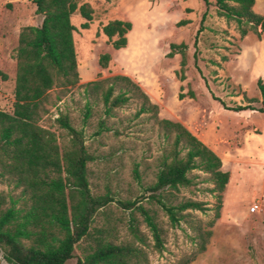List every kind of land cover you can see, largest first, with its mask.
Segmentation results:
<instances>
[{
  "label": "rangeland",
  "instance_id": "rangeland-1",
  "mask_svg": "<svg viewBox=\"0 0 264 264\" xmlns=\"http://www.w3.org/2000/svg\"><path fill=\"white\" fill-rule=\"evenodd\" d=\"M74 1L77 6L86 4L92 10L86 30L80 29L83 19L77 12L70 16L79 81L64 94L58 88L49 92L47 113L38 124L55 134H64L53 123L58 113H62L74 129L82 130L83 144L94 156L87 164L90 190L95 195L108 192L113 198L95 215L92 226L107 229L103 236L113 243L131 241L126 230L129 211L116 201L135 200L155 212L156 222L164 230L163 250L158 254L151 249L152 241L142 217L134 214L139 232L147 237L148 246L144 250L148 264H173L196 248L190 229L182 223L170 227L159 207L145 202L148 195L145 188L154 181V158L163 144L149 113L134 116L141 103L139 98L130 97L125 105L113 111V116L104 118L99 93L85 96L83 92L87 82L125 76L157 107L158 119L183 126L219 158L221 171L228 173L219 216L210 228L208 244L189 264H264V111L235 113L223 109L219 103L229 108L245 105L244 97L261 101L256 80L264 84V32L259 38L250 32L240 38L233 21L226 22L215 15L214 0H208L207 8L201 0ZM204 11L200 31L196 32ZM112 20L130 23L122 49L113 50L99 33L100 27ZM181 20L186 24L177 27ZM39 23L32 0H0L2 112L12 111L13 50L18 33L23 27ZM170 44L186 46L183 80H179L180 56L166 57ZM102 54L109 56L104 69L97 65ZM193 54L199 73L194 68ZM86 103L91 110L83 123ZM252 105L259 107L258 103ZM100 120L107 131L97 129ZM134 165L139 181L132 176ZM191 174L198 176V182L203 178L199 172ZM209 188L210 184L198 183L192 190L179 189L166 194L171 203L182 199L202 202L203 213L187 212L191 214L190 220L205 225L213 218L216 206L214 195L206 191ZM18 195L19 190L0 181L1 209L8 206V197L14 200ZM253 205L256 210H252ZM89 245L88 240L80 242L73 258L64 264H75L81 250ZM0 264H5L1 250Z\"/></svg>",
  "mask_w": 264,
  "mask_h": 264
},
{
  "label": "trees",
  "instance_id": "trees-1",
  "mask_svg": "<svg viewBox=\"0 0 264 264\" xmlns=\"http://www.w3.org/2000/svg\"><path fill=\"white\" fill-rule=\"evenodd\" d=\"M201 1L205 8L210 5L208 0ZM32 3L40 23L23 27L18 33L13 50L12 111L10 114L0 111V181L19 190L16 199L8 197V206L0 207L2 259L5 264H64L73 258V251L79 243L88 240L91 245L81 250L75 264H148L144 250L148 246L147 237L139 232L134 214L142 217L152 241L151 249L160 254L164 230L156 222L155 212L135 200H117L123 210L129 211L126 230L131 241L113 243L108 236H103L108 230L92 226L93 219L113 198L108 192L95 195L90 190L87 164L94 160V156L83 144L82 130L74 129L62 113H58L53 123L64 134H55L38 124L47 113L45 105L49 92L58 88L64 94L79 81L70 16L77 12L83 19L80 29L86 30L92 20V10L86 4L77 6L74 0H32ZM253 3V0H214L215 15L226 22L233 21L240 38L248 32L259 38L264 32V18L252 11ZM205 11L196 32L200 31ZM185 24L186 21L181 20L176 26ZM129 30L130 23L112 20L102 25L99 33L113 50H118L126 46ZM195 44L194 38V48ZM185 50L184 44H170L166 54L167 58L176 54L180 56L179 80L184 79ZM193 57L194 68L199 73L196 55ZM108 60L109 56L102 54L97 65L104 69ZM256 88L260 102L244 97L245 105L241 106L228 108L219 103L223 109L235 113L263 112L264 84L260 79L256 80ZM83 92L85 96L99 93L104 118L113 116V111L125 105L130 97H138L141 102L135 117L145 113L151 115L150 119L161 133L163 145L154 158V181L145 188L148 193L145 202L156 204L170 227L182 223L191 230L195 251L173 263L189 264L205 251L211 236L210 228L219 216L221 193L228 180V173L220 170L219 158L179 123L158 119L157 107L125 76L87 82ZM188 97H193L191 92ZM257 103L259 107L252 105ZM90 110L86 103L83 123L89 118ZM97 129L107 131L103 120L98 122ZM136 168L134 165L132 176L139 181ZM193 171L203 175L200 182L196 174H191ZM198 183L211 185L206 191L214 195L216 202L213 218L205 225L190 220L191 214L187 212L203 213L202 202L182 199L171 203L169 194H166L179 189L192 190Z\"/></svg>",
  "mask_w": 264,
  "mask_h": 264
},
{
  "label": "crops",
  "instance_id": "crops-1",
  "mask_svg": "<svg viewBox=\"0 0 264 264\" xmlns=\"http://www.w3.org/2000/svg\"><path fill=\"white\" fill-rule=\"evenodd\" d=\"M252 11L264 18V0H253ZM264 34V33H263ZM262 59V58H261ZM221 170V168H220Z\"/></svg>",
  "mask_w": 264,
  "mask_h": 264
},
{
  "label": "built area",
  "instance_id": "built-area-1",
  "mask_svg": "<svg viewBox=\"0 0 264 264\" xmlns=\"http://www.w3.org/2000/svg\"><path fill=\"white\" fill-rule=\"evenodd\" d=\"M251 208H252V210H256L257 209V206L256 205H253Z\"/></svg>",
  "mask_w": 264,
  "mask_h": 264
}]
</instances>
